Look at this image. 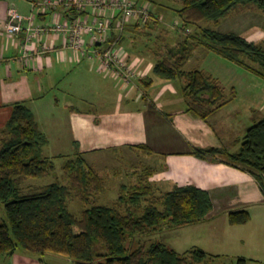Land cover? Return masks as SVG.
<instances>
[{"label":"crops","instance_id":"crops-1","mask_svg":"<svg viewBox=\"0 0 264 264\" xmlns=\"http://www.w3.org/2000/svg\"><path fill=\"white\" fill-rule=\"evenodd\" d=\"M11 2L0 0V130L11 117L15 103L25 102L47 133L49 128L43 124L39 111L44 106L53 110L61 103L58 96L50 98L49 93L69 91L76 80L82 81L81 75H86L83 80L95 86L102 96L90 103L95 105L90 109L73 102L65 104L64 110L69 111L70 146L81 152L88 163L91 161L93 164H89L105 180L108 170L117 177L124 175L129 182L134 177L137 182V173L151 172L149 180L159 194L176 185L192 184L208 190L213 208L205 221L188 226L193 241L187 250L203 248L214 255L209 264L222 258L236 264L239 257L248 258V264H264V233L259 244L254 234L255 225L264 231V191L258 180L250 171L232 165L221 155L218 160H212L193 153L194 148L207 147L225 148L229 152L239 150L248 127L264 117V77L202 45L195 47L184 68L210 73L228 95L235 92L231 100L204 119L188 110L191 100L184 94L183 80L165 79L154 72L156 61L150 59L152 56L158 59L163 50L152 52L150 57L141 55L135 45L141 33L160 25V13L153 10L155 17L149 25L131 21L125 28L122 46L133 60L138 59L136 65L141 72L136 85L125 86L100 70L98 59L90 60L70 47L63 33L33 34L30 40L26 32L9 35L5 26ZM18 7L23 14L33 12L30 6L23 9L18 4ZM242 12L234 13L239 15L235 20H245L240 16ZM246 15L250 19V14ZM52 18L51 13L38 14L35 22L44 25L52 22ZM228 31L232 30L224 32ZM160 33L164 34L162 29ZM254 33L246 37L257 42L260 35ZM191 34L175 39L176 43L169 44L170 47ZM26 50L33 54L30 60L24 57ZM85 101L88 103L89 98ZM139 144H146L151 150L134 146ZM109 162L110 168L106 167ZM135 183H122V186ZM241 209L248 210L251 219L246 223H231L229 213ZM0 264L47 263L15 253L0 255Z\"/></svg>","mask_w":264,"mask_h":264},{"label":"trees","instance_id":"trees-1","mask_svg":"<svg viewBox=\"0 0 264 264\" xmlns=\"http://www.w3.org/2000/svg\"><path fill=\"white\" fill-rule=\"evenodd\" d=\"M176 1L182 3L178 12L186 25L202 21L218 24L232 11L250 4L264 12V0ZM199 45L263 77L264 46L235 32L205 27L167 48L165 54H158L154 72L165 79L183 80L184 94L191 100L188 110L208 119L235 92L228 95L210 73L184 68ZM48 143L33 110L25 102L15 103L0 130V201L7 214V219L0 221V255L23 253L45 261L46 255L56 253L68 256L75 264H209L214 255L203 248L181 253L162 241L145 242V237L165 228L205 221L213 208L208 190L192 184L176 185L158 194L149 180L151 172H141L134 185L122 187L118 204H99L92 192H103L105 179L78 151L64 163L67 183L56 180L25 192L24 182L46 177L55 169L54 159L44 155ZM134 146L151 150L146 144ZM193 153L212 160L225 157L232 165L250 171L264 191V117L248 127L238 151L207 147L194 148ZM74 194L86 206L80 217L69 207ZM229 218L233 224L246 223L251 213L235 210ZM248 262V258L239 257L236 264Z\"/></svg>","mask_w":264,"mask_h":264},{"label":"rangeland","instance_id":"rangeland-1","mask_svg":"<svg viewBox=\"0 0 264 264\" xmlns=\"http://www.w3.org/2000/svg\"><path fill=\"white\" fill-rule=\"evenodd\" d=\"M11 1L12 2L10 4L12 7L19 9L20 7H18V4L19 6L21 4V8L23 9L26 6H30L31 9H33L30 0ZM139 2V4L148 5L152 9V11L155 10L158 14L160 13L161 15V23L157 28H155V30L149 29L147 32L141 33V35L137 37L135 45L137 46L138 51L142 53H140L141 55L148 54V56L150 55L151 57L152 52L161 50H163L161 53L165 54L166 49L169 48L170 45L176 43L175 39H180V37L186 36L189 32L196 34L205 27L222 31L232 30L231 32L236 31V33L238 32L244 34L245 36H248L251 33L255 32L254 34H257L258 36L260 35L259 38L256 39L257 42L264 46V12L254 4L244 6V8L239 7L237 9V12L239 13L242 12V10L244 11L240 15L244 17V21L241 19L235 20L239 15L235 16L234 13L237 12H234L233 15L231 14V16L227 18H223L218 24H215L213 21H202L196 24L186 25L184 19L178 12V10L182 7L181 2H178L176 0H139ZM246 13L250 14V19H247ZM232 21H238L241 24L234 23ZM152 22L153 20H151L149 24ZM161 29L163 30L164 34L160 33ZM152 57L153 58L150 59V62L158 60L156 57ZM83 77H86V75H81L80 78L82 81L78 82V80H76L74 82V85L70 87L69 91H63L61 89V91L55 90L49 93L50 98H56V96L60 98L61 103L57 108H53V110H51L48 106H44V108L39 111V116L43 124L49 128V131H46V134L49 138L50 145H47L44 148V155L54 159L55 169L50 175L46 177L30 179L24 182L22 184L23 191L27 192L30 189L50 184L56 180H60L62 183L68 182V177L64 174L63 166L66 159L70 156H73L77 152V150L73 149V147L70 146L71 134L69 133V125L67 124V115L69 111L64 110L65 104L73 102L76 105L81 106L80 108L90 109L95 106L90 103H92V101L95 102V98L100 99L102 96L101 94L97 93L96 89L94 88L95 86H91L89 82H85L83 80ZM63 87L64 85L61 86V88ZM87 98H89L88 103L85 101V99ZM188 106L189 104H187V107ZM251 122L249 124H251ZM89 163L93 164L91 161H89ZM111 165L112 163L109 162L106 167L109 166L110 168ZM108 171V174H106L107 180H105V190L102 193L93 191L92 195L94 196L95 201L99 204L114 205L118 204L119 196L123 193L122 183H135L136 178L134 177L133 182H129V179L125 178L124 175L122 177H117L115 172H113L112 170ZM157 193L159 194L158 190ZM69 207L70 210L79 217L82 215L83 210L86 208L84 202L75 194L69 200ZM121 208L122 210H125L126 205L123 204ZM5 219H7L6 210L4 204L0 201V221ZM170 229L171 228H166L165 231H159L148 235L147 237H145V242L150 245L153 242L162 241L168 244L170 247L176 248L180 252H183L191 247L190 244L193 241V234L188 230L190 229L188 226L184 228H173V230ZM263 233L264 231H262V227L255 225L254 234L256 235V239H258V244L262 241ZM37 260L40 261L39 259ZM41 262H45L47 264H75V262L68 256L56 253H50L46 255L45 261ZM212 264L233 263L232 261L230 262L229 260H227V258H222L215 260Z\"/></svg>","mask_w":264,"mask_h":264},{"label":"built area","instance_id":"built-area-1","mask_svg":"<svg viewBox=\"0 0 264 264\" xmlns=\"http://www.w3.org/2000/svg\"><path fill=\"white\" fill-rule=\"evenodd\" d=\"M33 12L26 15L10 7L5 26L9 35L65 34L68 44L90 60L99 61L106 75L115 77L125 86L136 85L141 72L122 46L123 34L131 21L146 25L154 19L152 9L137 0H31ZM52 14V22L36 25L38 14ZM63 16V19H60ZM25 22L28 25H25ZM45 49V48H43ZM35 53V52H33ZM30 60V50L24 53Z\"/></svg>","mask_w":264,"mask_h":264}]
</instances>
